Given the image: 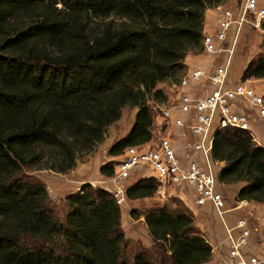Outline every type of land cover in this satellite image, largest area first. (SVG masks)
<instances>
[{
	"label": "trees",
	"instance_id": "1",
	"mask_svg": "<svg viewBox=\"0 0 264 264\" xmlns=\"http://www.w3.org/2000/svg\"><path fill=\"white\" fill-rule=\"evenodd\" d=\"M226 0H0V264H203L211 246L188 209L145 211L154 243H128L111 193L85 185L65 198L59 221L43 182L29 170L65 173L104 139L123 107L128 133L108 153L151 139L148 99L157 84L202 50L204 12ZM263 29L264 42V22ZM242 79L264 78V52ZM218 180L244 185L236 196L264 202V149L237 129L217 130ZM110 176L113 165L100 167ZM152 178L133 182L129 200L151 197ZM132 214L133 211H131Z\"/></svg>",
	"mask_w": 264,
	"mask_h": 264
},
{
	"label": "built area",
	"instance_id": "2",
	"mask_svg": "<svg viewBox=\"0 0 264 264\" xmlns=\"http://www.w3.org/2000/svg\"><path fill=\"white\" fill-rule=\"evenodd\" d=\"M235 9L236 12L222 8L215 31L205 32L201 37L202 50L219 62L212 69L203 66L187 69L179 79L181 91L176 99L153 104V116L164 130L158 131L155 144L127 146L113 165L118 178L111 180L128 178L138 166L151 170L160 184L184 180L193 188L194 204H208L224 226V239L211 248V256L218 250L217 263L264 264V229L261 233L252 231L241 216H236L232 224L225 220L224 214L247 208L251 202L237 196L227 198L218 188L221 183L218 174L224 162L212 155L214 135L222 129L243 131L264 149V89L259 90L249 78L240 77L231 85L228 83L241 29L245 24L261 27L264 5L261 0H243ZM210 62L213 64V60ZM254 121L259 122L263 137L260 128L254 127ZM106 189L118 205L126 198L120 186ZM254 233L258 234L252 239Z\"/></svg>",
	"mask_w": 264,
	"mask_h": 264
},
{
	"label": "rangeland",
	"instance_id": "3",
	"mask_svg": "<svg viewBox=\"0 0 264 264\" xmlns=\"http://www.w3.org/2000/svg\"><path fill=\"white\" fill-rule=\"evenodd\" d=\"M242 1L243 0H226L222 4L211 7V9L217 14L218 21L222 8H231L234 12H236L235 7L242 3ZM261 2L264 5V0H261ZM261 27L257 29L250 24H245L242 27L231 60L230 76L228 82L230 85L241 77L243 69L255 57H257V55L264 52L263 29ZM215 29L207 33H213ZM229 34H231V32ZM188 54L193 57H205V62L207 64L206 68L209 69L215 67L219 62L218 58L214 57L213 55L206 54L203 50L200 52L192 51ZM211 60H213V64H211ZM187 69L182 68L181 70L175 72L173 77H169L167 80L157 84V87L161 88L165 93L166 99L164 101L152 99L147 100L152 114L153 104L168 103L176 99V96L181 91V89H179L180 86L178 85L179 79L185 73V71H187ZM240 79L242 80V77ZM249 79H251V83L257 86L259 90L264 89V78L249 77ZM135 112V107H123L120 118L108 126L104 139L91 152L80 154L76 160L75 167L68 172L56 173L50 170L36 169L29 170V173L45 184L49 195V204L59 221H63L64 216L68 211L65 198L67 195L77 192L79 189H81V186L90 185L92 189L101 188L105 190H107L106 188L114 190L117 186H120L125 192L127 187L138 179L152 178L157 184V189L151 197H144L135 200L124 198L123 202L119 205L121 210V229L123 230L125 240L128 243V247L124 252L125 256L128 257L130 255V250L128 251V249L135 243H140L141 246L145 247L146 250L153 249L154 243L152 242L151 236L148 233L143 217V213L145 211L151 210H164L169 213H177V211L187 208L192 215L194 225L213 249V247H215L219 242H222L226 235L224 226L216 212L213 211L208 204L203 206H196L194 204L193 192H191L193 191V188L188 186L184 180L179 182L165 181L164 183L160 184L151 174V170L143 169L140 166L133 168L130 176L123 180H111L113 177L118 178L117 172L114 168L110 176L101 174V166L106 164L115 165L118 161L120 155L112 156L108 153V150L113 143L128 133L133 123ZM154 117L155 116H153V121L150 127L151 139L146 143H143L144 145L148 143L155 144V137L159 136L158 131L164 130L162 123L156 122ZM258 123V121H254L253 125L256 128H260L259 134L261 137H263V134H261V126L258 125ZM182 149L184 150L185 147ZM142 174L146 175L142 176ZM243 185L244 183L242 182L234 184L220 183L218 188H220L227 198H231L236 196L237 190ZM250 202L251 203L249 206H247V208L232 210L224 214L225 220L228 224H232L234 223L235 218H237L236 216H241L248 221L252 231H258L261 233L260 231L264 229V223L260 221L258 214L264 213V202H261L260 204L254 201ZM131 211H133L134 214H132ZM201 228L204 229L203 233L201 232ZM257 234L258 233L252 234V239ZM217 253L218 250L216 249L214 254H212L209 259L211 261L209 264H218Z\"/></svg>",
	"mask_w": 264,
	"mask_h": 264
},
{
	"label": "crops",
	"instance_id": "4",
	"mask_svg": "<svg viewBox=\"0 0 264 264\" xmlns=\"http://www.w3.org/2000/svg\"><path fill=\"white\" fill-rule=\"evenodd\" d=\"M216 23H217V14L211 8H207L204 12V23H203V28H202V34L205 32H209V31L214 30L216 27ZM205 61H206L205 57L204 58L201 56L193 57V56H190V54H188V56L187 55L185 56L183 64H184V68H186V69L197 67L199 65H202L203 67H207V64ZM207 61H209V60H207ZM203 62H205V63H203ZM258 204H260V203H258ZM190 210H192V209H190ZM258 217H259L260 221L262 223H264V213L258 214ZM203 230L204 229L201 228L202 233H203ZM210 262L211 261L208 260L207 262H205L203 264H209Z\"/></svg>",
	"mask_w": 264,
	"mask_h": 264
},
{
	"label": "water",
	"instance_id": "5",
	"mask_svg": "<svg viewBox=\"0 0 264 264\" xmlns=\"http://www.w3.org/2000/svg\"><path fill=\"white\" fill-rule=\"evenodd\" d=\"M83 186H81L80 188H82Z\"/></svg>",
	"mask_w": 264,
	"mask_h": 264
}]
</instances>
